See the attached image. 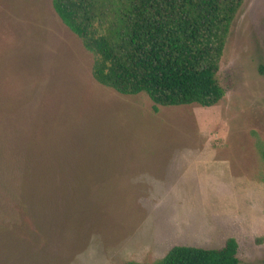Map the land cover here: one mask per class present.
<instances>
[{"label":"rangeland","instance_id":"374dc122","mask_svg":"<svg viewBox=\"0 0 264 264\" xmlns=\"http://www.w3.org/2000/svg\"><path fill=\"white\" fill-rule=\"evenodd\" d=\"M93 64L52 0H0V264H154L229 238L264 264V0L234 19L213 107L155 112ZM25 170L54 177L23 214Z\"/></svg>","mask_w":264,"mask_h":264},{"label":"trees","instance_id":"16d2710c","mask_svg":"<svg viewBox=\"0 0 264 264\" xmlns=\"http://www.w3.org/2000/svg\"><path fill=\"white\" fill-rule=\"evenodd\" d=\"M243 2L52 0L58 18L94 56V80L124 96L147 95L155 112L159 107H213L224 98L218 74ZM257 146L264 162V142ZM53 177L41 170L21 173L25 189L20 199L27 201L23 214L31 199H52L44 185ZM238 253L237 241L229 238L220 249L174 247L154 264H240Z\"/></svg>","mask_w":264,"mask_h":264}]
</instances>
